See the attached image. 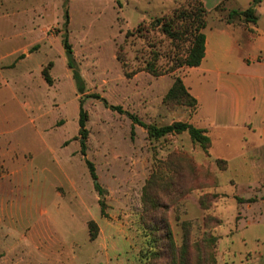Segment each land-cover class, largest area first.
Returning <instances> with one entry per match:
<instances>
[{
    "label": "rangeland",
    "instance_id": "obj_1",
    "mask_svg": "<svg viewBox=\"0 0 264 264\" xmlns=\"http://www.w3.org/2000/svg\"><path fill=\"white\" fill-rule=\"evenodd\" d=\"M252 1L0 0V264H264L261 129L210 128L206 151L188 132L150 137L132 118L201 127L199 104L167 99L178 76L200 97L201 125L214 122L219 69L264 76L257 63L264 42H254L245 22L235 26H250L236 46L214 44L208 72L139 69L151 50L160 68L187 55L188 38H169L154 26L157 18L183 28L181 11L204 8L203 31L217 40L229 11ZM256 8L264 29V0ZM66 34L83 92L68 66ZM48 66L51 83L43 76ZM86 160L104 191L105 215Z\"/></svg>",
    "mask_w": 264,
    "mask_h": 264
},
{
    "label": "trees",
    "instance_id": "obj_2",
    "mask_svg": "<svg viewBox=\"0 0 264 264\" xmlns=\"http://www.w3.org/2000/svg\"><path fill=\"white\" fill-rule=\"evenodd\" d=\"M261 0H253L251 5L246 9H232L229 11L227 16L224 18L225 22L228 24L237 25L241 22L257 24L259 20V14L256 8V5ZM208 11L204 8H200L198 12H184L181 11L176 18L181 22H185L187 25L183 28H178L179 22H174V19L169 21H164L162 18H157L153 23L154 26L159 28L166 36L173 40H179L183 37H187L190 43L187 55L184 58L177 59L173 66L167 68H160L157 65V60L159 59V54L156 50H151L153 55L151 59L145 62L143 67H140V70H145L155 76H160L168 72H172L175 68L188 66V67H197L202 63V60L205 56L206 49V35L204 29L207 27L206 15ZM185 25V24H184ZM64 48L67 54L68 66L72 70L73 78L76 81L79 91L83 92L85 88V83L78 69L76 60L73 54L72 45L69 42L67 34L64 37ZM118 58L121 60V57L118 55ZM127 64L124 62V67ZM139 71V70H138ZM127 77H131L134 73L130 71H125ZM43 76L48 83L52 82V77L49 72V66L43 70ZM93 97H100L99 94H94ZM167 99L178 100L184 104L191 103V105H198V100L193 96L189 89L184 84V81L179 76L175 79V82L172 88L169 90ZM113 109H116L122 113L126 112L121 106H112ZM132 118L136 123L143 125L150 137L160 138L168 134L173 133H182L188 132L194 142L199 143L206 151L211 147V138L208 135L207 129L198 127L190 122L185 121H176L172 124L164 126H156L154 124H146L141 122L136 116L132 115ZM88 119V113L83 106V99L80 102V115H79V135L81 137L82 144V154L85 155V140L87 137L86 121ZM88 168L90 170L91 176L95 181V187L100 195V205L101 212L105 215V201L103 199V189L100 184L97 182L98 176L95 171L93 162L86 160ZM90 237L92 240L96 239L98 230L97 224L95 221H91L90 224Z\"/></svg>",
    "mask_w": 264,
    "mask_h": 264
},
{
    "label": "crops",
    "instance_id": "obj_3",
    "mask_svg": "<svg viewBox=\"0 0 264 264\" xmlns=\"http://www.w3.org/2000/svg\"><path fill=\"white\" fill-rule=\"evenodd\" d=\"M261 25V18L259 21ZM257 24H252L254 27L255 35L253 34L254 42L259 40V43L264 42V29ZM236 25L227 24L223 29H217L220 39H215V33L210 29L209 32H205L206 35V49L205 56L202 63L197 67H192L190 74L193 71L208 72L209 67L206 65L208 58H212V52L215 45H234L238 44V40L241 34L250 28L248 25H240L241 30L235 27ZM239 26V25H238ZM260 54H263L264 48L261 46ZM260 56V55H259ZM251 57L244 56L241 58V65L243 70H247L246 65L251 66L253 63L249 62ZM264 62V57L262 61ZM220 65V64H218ZM217 76V90L214 98V122L206 121L205 125H201L202 114L199 112V106L201 104L200 97L195 93V97L198 99V110L196 113V121L201 127L206 128L208 131L210 128L221 127L223 129H237L251 133H255L257 128H260L264 134V76L241 72V71H227L226 69H219L216 73ZM184 83L187 85L188 77H184ZM186 81V82H185ZM187 87L192 92L189 85ZM205 116H203L204 118ZM210 133V131H209Z\"/></svg>",
    "mask_w": 264,
    "mask_h": 264
}]
</instances>
